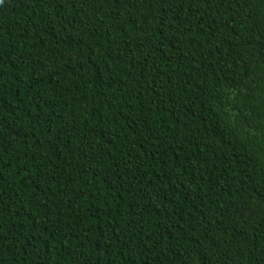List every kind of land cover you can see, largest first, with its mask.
I'll return each instance as SVG.
<instances>
[{
    "label": "trees",
    "instance_id": "trees-1",
    "mask_svg": "<svg viewBox=\"0 0 264 264\" xmlns=\"http://www.w3.org/2000/svg\"><path fill=\"white\" fill-rule=\"evenodd\" d=\"M0 264H264V0H0Z\"/></svg>",
    "mask_w": 264,
    "mask_h": 264
}]
</instances>
